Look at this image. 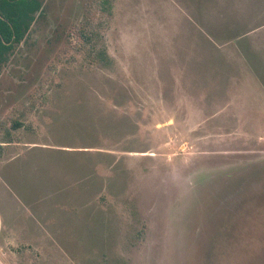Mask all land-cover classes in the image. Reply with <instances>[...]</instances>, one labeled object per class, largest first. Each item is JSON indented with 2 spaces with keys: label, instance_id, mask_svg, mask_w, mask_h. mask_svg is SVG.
<instances>
[{
  "label": "rangeland",
  "instance_id": "1",
  "mask_svg": "<svg viewBox=\"0 0 264 264\" xmlns=\"http://www.w3.org/2000/svg\"><path fill=\"white\" fill-rule=\"evenodd\" d=\"M41 2L0 68V264H264V0Z\"/></svg>",
  "mask_w": 264,
  "mask_h": 264
},
{
  "label": "trees",
  "instance_id": "2",
  "mask_svg": "<svg viewBox=\"0 0 264 264\" xmlns=\"http://www.w3.org/2000/svg\"><path fill=\"white\" fill-rule=\"evenodd\" d=\"M25 3L27 0H0V62L6 60L7 52H9L13 42L24 38L33 18L31 13L35 8H40L39 3ZM6 18L10 19V24ZM10 41L12 43L8 44L7 42ZM103 54H106L105 51H101V56ZM105 57L103 56V58Z\"/></svg>",
  "mask_w": 264,
  "mask_h": 264
},
{
  "label": "flooded vegetation",
  "instance_id": "3",
  "mask_svg": "<svg viewBox=\"0 0 264 264\" xmlns=\"http://www.w3.org/2000/svg\"><path fill=\"white\" fill-rule=\"evenodd\" d=\"M9 2V1H8ZM27 3L28 4H35V3H39L40 4V8L39 9H34V11L31 13L32 15H33V18H32V21H31V25H32V23H33V21L35 20V18H36V13L41 9V4H42V2H41V0H27ZM27 3H25V4H27ZM1 15V14H0ZM13 16V15H12ZM1 17H3V16H1ZM14 18V17H13ZM7 19V18H6ZM7 22L10 24V19L8 18L7 19ZM31 25H30V27H31ZM29 30H30V28H29ZM28 30V31H29ZM28 31L26 32V34L28 33ZM22 40H20V41H17V42H13V45H12V47L9 49V52H7L8 54H7V58H6V60H4V61H1L0 62V68H1V65L4 63V62H6L7 60H8V58H9V55H10V53L13 51V48H14V46H15V44L16 43H19V42H21ZM8 44L10 43H12V41H10V42H7Z\"/></svg>",
  "mask_w": 264,
  "mask_h": 264
}]
</instances>
